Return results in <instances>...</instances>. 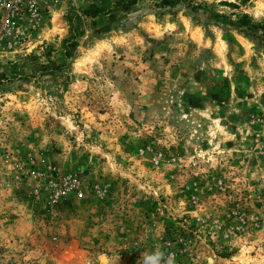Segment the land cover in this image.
Masks as SVG:
<instances>
[{"label": "rangeland", "instance_id": "obj_1", "mask_svg": "<svg viewBox=\"0 0 264 264\" xmlns=\"http://www.w3.org/2000/svg\"><path fill=\"white\" fill-rule=\"evenodd\" d=\"M27 45L0 57V264H264V0H52Z\"/></svg>", "mask_w": 264, "mask_h": 264}, {"label": "built area", "instance_id": "obj_2", "mask_svg": "<svg viewBox=\"0 0 264 264\" xmlns=\"http://www.w3.org/2000/svg\"><path fill=\"white\" fill-rule=\"evenodd\" d=\"M52 12V0H0V57L40 39V31ZM56 196L75 190L72 178L64 177ZM81 198V192L76 194Z\"/></svg>", "mask_w": 264, "mask_h": 264}, {"label": "clouds", "instance_id": "obj_3", "mask_svg": "<svg viewBox=\"0 0 264 264\" xmlns=\"http://www.w3.org/2000/svg\"><path fill=\"white\" fill-rule=\"evenodd\" d=\"M142 264H176L175 253H165L160 248L144 253Z\"/></svg>", "mask_w": 264, "mask_h": 264}, {"label": "trees", "instance_id": "obj_4", "mask_svg": "<svg viewBox=\"0 0 264 264\" xmlns=\"http://www.w3.org/2000/svg\"><path fill=\"white\" fill-rule=\"evenodd\" d=\"M247 23H248L247 21L242 22L243 25H247ZM252 27H258V26H252Z\"/></svg>", "mask_w": 264, "mask_h": 264}, {"label": "bare ground", "instance_id": "obj_5", "mask_svg": "<svg viewBox=\"0 0 264 264\" xmlns=\"http://www.w3.org/2000/svg\"><path fill=\"white\" fill-rule=\"evenodd\" d=\"M105 260V259H104Z\"/></svg>", "mask_w": 264, "mask_h": 264}]
</instances>
